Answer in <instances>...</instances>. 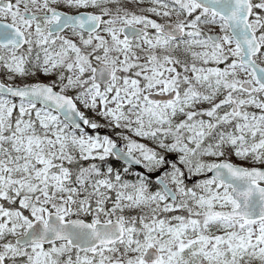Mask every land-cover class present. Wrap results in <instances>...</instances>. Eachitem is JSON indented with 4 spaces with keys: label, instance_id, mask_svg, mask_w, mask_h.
<instances>
[{
    "label": "rangeland",
    "instance_id": "1",
    "mask_svg": "<svg viewBox=\"0 0 264 264\" xmlns=\"http://www.w3.org/2000/svg\"><path fill=\"white\" fill-rule=\"evenodd\" d=\"M10 1L9 8L0 7V18L24 31L27 43L18 51L0 46V79L16 85L49 83L72 95L93 125L110 134L79 132L47 108L0 95V254L5 264H108L110 260L125 264H264V219L217 217V210L236 205L229 189L201 176L204 190L196 195L178 176L182 169L202 175L220 155L236 164L264 166V90L253 71L239 63L241 49L223 18L190 0ZM251 2L250 23L264 46V0ZM53 7L102 14L104 24L92 34L72 28L56 35L47 30L51 18L29 21L22 15ZM167 20L183 24L184 36L162 34L159 28ZM128 24L143 27L146 33L128 39L123 33ZM211 31L221 34L219 42L210 40ZM256 58L264 64V50ZM97 62L112 67L111 81H94ZM181 78L187 85L178 99L160 103L148 97L149 92L169 91ZM242 81L251 82L253 90L242 89ZM230 96L250 109L252 136L221 151L208 128L221 114V102H229ZM178 111L190 117L183 129L189 132L186 141L170 132L182 120L173 119ZM198 113L201 115L194 116ZM157 129L166 130L169 148L162 145L160 135L153 137ZM116 139L149 165L158 159L156 152L165 154L176 148L179 153V164L166 178L184 199L166 203L162 207L165 217L151 222L152 226L143 225L133 210H143L152 218L156 210L145 201V193L132 195L130 183L117 169L111 170L109 181L100 177L98 184L103 187L94 189L97 180L90 175L89 157L107 158ZM143 142L156 150L143 152ZM137 190L143 192L144 188ZM126 198L127 203L119 202ZM90 199H105V203L90 208ZM185 207V212L178 210ZM51 210L65 218L86 217L92 223L119 219L125 225V236L87 250L74 248L68 241L15 242L34 218L46 219ZM161 224L165 225L162 230ZM151 243L163 250L157 263L142 258Z\"/></svg>",
    "mask_w": 264,
    "mask_h": 264
},
{
    "label": "water",
    "instance_id": "2",
    "mask_svg": "<svg viewBox=\"0 0 264 264\" xmlns=\"http://www.w3.org/2000/svg\"><path fill=\"white\" fill-rule=\"evenodd\" d=\"M200 7L212 9L220 13L226 19L230 33L241 46L242 54L239 58L240 63L251 67L255 77L264 88V65L255 60L261 50V44L256 37L255 32L249 23L251 14L250 0H194ZM0 5L7 6V0H0ZM41 15L57 16V20L49 24L50 32L62 31L66 26H74L86 32H93L100 26L101 17L90 12L68 13L59 9H54L49 14H34L25 13L29 19L39 17ZM163 33L181 37L183 28L179 23H166L163 25ZM144 30L137 26H126L124 33L128 38L143 33ZM209 36L213 41H218L219 33L211 32ZM24 33L11 22L0 19V45H13L15 48H20L25 44ZM112 78V68L105 63H99L95 67L94 80L96 82H107ZM241 87L246 90H252V84L249 81L241 82ZM0 93L12 97L24 98L58 112L60 116L73 128L80 130L89 129V119L81 113L76 101L72 96L58 91L50 84L39 82L37 84L28 85H8L0 80ZM151 98L166 100L173 98V94L160 95L151 94ZM235 109L237 104L234 103ZM113 155L124 161L127 165L133 167L138 166L136 156L128 151L121 149L119 141L112 147ZM172 156H175L174 154ZM146 173L153 180L161 185L165 192L175 199L174 192L161 179L160 173L163 168L156 171L148 172L144 169H139ZM207 176L214 177L222 185H230L229 194L238 203L237 207L229 211L217 212L219 216H226L230 219L245 218L255 220L264 218V185L259 182H264V167H245L242 165L231 163L226 160L219 162L212 167L207 173ZM195 178L191 179V181ZM61 230L62 233L56 232ZM123 236V227L118 220L108 222L98 221L94 226H91L83 218H72L65 220L60 214L51 212L46 222L43 219H35L26 233L16 237V241L20 244L28 242L40 241L48 243L53 240L69 239L73 246H78L81 249L95 246L98 243H111ZM89 238V242L87 240ZM157 250L150 247L145 259L157 258ZM0 264H4V260L0 255ZM110 264H122L114 261Z\"/></svg>",
    "mask_w": 264,
    "mask_h": 264
},
{
    "label": "flooded vegetation",
    "instance_id": "3",
    "mask_svg": "<svg viewBox=\"0 0 264 264\" xmlns=\"http://www.w3.org/2000/svg\"><path fill=\"white\" fill-rule=\"evenodd\" d=\"M8 1V5L7 6H1L4 9H7L11 6V1ZM55 7H53L50 10L47 11H29L31 13H37V12H43L45 14L50 13L51 10H53ZM142 9H144V6L142 5ZM23 17L26 20L32 21V20H38L40 18H51V22H53L55 20V17H38L35 19H29L25 16V11L22 13ZM168 21V20H167ZM48 23L47 26V30L50 34H56V35H60V34H65V32L68 29H78L77 27L74 26H66L62 31L59 32H50L49 31V24ZM171 22V21H168ZM80 32L82 33H86L83 30H80ZM88 33V32H87ZM98 64V62L96 63V65ZM144 80H141V82H143ZM187 85V82L181 78L180 82L177 83V85L174 88H171L169 91L166 92H149L148 93V97L155 101V102H160V103H165L167 101L170 100H176L178 99L180 96L183 95V90L185 88V86ZM173 94V98L171 99H166V100H160V99H153L150 97L151 94H160V95H167V94ZM232 96L229 97V102L227 101H222L221 102V107L223 108L221 114L217 115L212 121L213 124H210L209 128H208V133L209 135L213 134V138H214V143L216 145L217 148H220L221 151H224L227 148H231L233 149L234 145L238 144L239 140H243L244 142L246 140H250L251 136H252V130H251V114H250V110L248 108H242V106H240L237 102V100H235L234 98H231ZM234 103H237V109H235L234 107ZM230 106V108H229ZM90 107V106H89ZM195 115H201V114H194ZM190 117H184V114L182 111H178L176 112L175 116L173 117L174 120L178 121L180 119L181 122L179 124V126L172 128L170 130L171 133L176 134L179 133L178 136L176 137L177 140L182 139V141H186L188 139V130H184L183 128L186 126V122L189 121ZM91 131H89V134H94V133H101V134H105L109 133L110 134V130L109 132H107L106 129L104 128H100L98 125H93V123H91ZM214 131V133H213ZM166 130L164 129H157L155 130V132H153V136L156 135H160L163 139H164V143L162 144L164 147H170V144L166 143L167 139L169 136H165ZM124 145V144H123ZM143 148V152H147V151H152V150H156L157 147L155 146H147V142H145L142 146ZM111 148V147H110ZM171 150H174V152H167L169 153V157H166V153H160V152H156V158H158L155 162L152 163V165L148 164V160H145L144 158H141L140 156L136 158V160L138 161V166L133 167L131 165H124L122 164V160H119L113 156H109L106 157H89V165L91 167L90 170V175L91 176H95V179L97 180V182L93 183L94 189L95 190H99V188H102L103 186H99L98 184V180L100 177H105L107 179V181H109V177L111 174V170L120 168L124 173L128 174L129 177L126 178L127 182L130 183V186L128 187V190H130V192L132 193V195H142L143 193H145V201L148 202L150 204L151 209L156 210V215L152 218L150 216H145L143 214V210H135L133 207L128 206V208H133V216H137L139 217L142 221H143V225L147 226H152L150 223L151 222H155L157 220H161L162 218L165 217L164 212L165 211L162 209V207H164V205L166 203H168L169 201L172 202H181L184 199V196L178 194L176 192V189L173 187V185L167 180L166 178V174L170 173V172H174L175 167L179 164L178 162V158H179V153L177 152L176 148H170ZM171 154H175V156H172ZM178 155V156H177ZM167 159V160H166ZM177 160V161H175ZM226 160H229L226 158ZM231 161V160H230ZM167 162V169L166 170H162L160 173L161 179H164L165 181H167L171 187L173 188V192L175 195V199H172L161 187H156L155 183H153V178H151L150 176H148L146 173L140 171L139 169H144L148 172H152V171H156L160 168H162V165ZM161 166V167H160ZM204 174L202 175H194L193 173H188L187 171H185L184 169H182V171H180L178 173V176H180V178L182 179L184 185L187 187L192 186L195 190V194L199 195L203 190H204V186L203 184H201L199 182V179L201 176H204ZM197 177V178H196ZM195 178V180L191 181V179ZM193 182V183H191ZM140 186H143L144 191H139L136 189H138ZM218 187L223 188L221 185H218ZM92 188V186L90 187V189ZM229 189V187H227ZM155 196H157L155 198ZM163 196L164 199L161 200L160 197ZM129 200L126 198V201H121V199H119V202L122 203H127ZM89 206L90 208L93 207L94 204H99L100 207L103 206V204L105 203V199L100 200L99 202L90 199L89 200ZM235 206H231V207H227L225 209L222 210H217L215 212V216L216 213L219 212H223V211H229L232 208H234ZM185 208H179L178 210L181 212H185ZM99 211V210H98ZM185 216V214H184ZM220 217V216H217ZM225 218V217H223ZM173 221V220H172ZM171 221V222H172ZM184 220L182 219L181 222H183ZM167 223H170V221H167ZM164 224H161V230L164 228ZM148 230H142V232H147ZM150 245L155 246L157 249V258H154L152 261H145L146 263L148 262H159L162 255H163V250L158 247L155 243H151ZM181 247V246H178Z\"/></svg>",
    "mask_w": 264,
    "mask_h": 264
},
{
    "label": "bare ground",
    "instance_id": "4",
    "mask_svg": "<svg viewBox=\"0 0 264 264\" xmlns=\"http://www.w3.org/2000/svg\"><path fill=\"white\" fill-rule=\"evenodd\" d=\"M178 156V155H177ZM166 157L168 158L169 157V153H166ZM167 160V159H166ZM175 161H177V160H175ZM224 161H226V159H220V160H218L216 163H214L210 168H212V167H214L215 165H217L219 162H224ZM161 167V166H160ZM167 167H168V165H167V162H165L163 165H162V168H163V170H166L167 169ZM255 167H260V165H256ZM210 168L206 171V172H204V173H207L209 170H210Z\"/></svg>",
    "mask_w": 264,
    "mask_h": 264
},
{
    "label": "trees",
    "instance_id": "5",
    "mask_svg": "<svg viewBox=\"0 0 264 264\" xmlns=\"http://www.w3.org/2000/svg\"><path fill=\"white\" fill-rule=\"evenodd\" d=\"M91 46H95L94 44H92ZM89 58V55L86 57V59H88ZM249 109V108H248ZM250 110V109H249ZM252 111H253V109H252ZM143 145V144H142ZM220 158H222V159H226V157L225 156H223V155H220ZM84 161H86V160H82V162H84ZM79 164L78 163H73L72 164V166H78Z\"/></svg>",
    "mask_w": 264,
    "mask_h": 264
}]
</instances>
